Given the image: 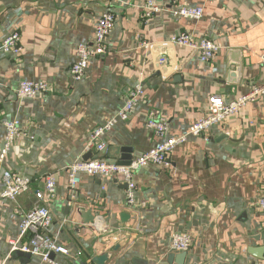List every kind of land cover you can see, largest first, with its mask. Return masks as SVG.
<instances>
[{
  "label": "crops",
  "instance_id": "1",
  "mask_svg": "<svg viewBox=\"0 0 264 264\" xmlns=\"http://www.w3.org/2000/svg\"><path fill=\"white\" fill-rule=\"evenodd\" d=\"M157 1L166 9L146 20V0H0V37L18 30L23 48L19 55L0 53V151L6 120L18 119L23 129L0 163V191L5 170L33 181L3 203L0 264H47L37 255L23 262L10 244L20 237L24 212L42 204L69 250L55 255L62 264H101L95 258L104 254V264H264V93L207 135L177 146L169 167H141L132 208L125 206L121 176L82 173L77 187L69 186L66 168L84 156L91 131L121 110L134 88L142 87L135 111L104 136L107 158L133 157L162 139L147 126L150 112L166 118L169 136H179L207 113L212 95L231 101L264 84V1ZM182 4L202 6V18L174 17L169 10ZM108 8L117 18L108 52L75 80L78 47L93 43ZM184 31L217 42V58L203 62L192 48L169 42ZM22 80L46 81L52 89L22 98ZM49 174L57 190L42 202L37 192ZM88 211L101 214L110 231L99 234L86 222ZM175 232L194 236L184 254L172 250Z\"/></svg>",
  "mask_w": 264,
  "mask_h": 264
},
{
  "label": "built area",
  "instance_id": "2",
  "mask_svg": "<svg viewBox=\"0 0 264 264\" xmlns=\"http://www.w3.org/2000/svg\"><path fill=\"white\" fill-rule=\"evenodd\" d=\"M214 2L215 0H206ZM264 1V0H260ZM144 9L146 20H149L155 13L164 11L166 8L157 0H146ZM174 17L191 18L198 20L202 18L204 8L182 4L169 10ZM116 15L111 8H108L97 19L95 24V38L93 43H82L78 47V59L71 67V74L75 80H80L84 76L90 61L93 58L102 56L108 52L107 39L111 35L116 25ZM170 43L183 45L192 48L199 55L203 62H211L217 58L220 46L214 40L204 37L195 38L189 32H181L170 37ZM148 44V43H147ZM22 39L18 30H13L9 34L0 37V53L8 55H19L22 52ZM264 63V53L262 54ZM165 60H161L164 62ZM51 85L46 81L22 80L17 88V94L22 98H34L44 95L51 90ZM264 93V84L254 87L249 92L227 101L221 94L211 96L208 111L205 115L193 122L187 130L179 136H169V123L155 112H150L147 118V126L156 137L162 138L148 151L135 155L129 164L110 163L105 156L109 146L104 136L110 132L118 120H128L140 102L142 87L138 86L130 91L124 107L119 110L106 123L97 126L90 134L84 153H92L91 158L85 159L84 156L66 169L69 177L70 188L75 189L81 182V174L86 173L103 178L121 176L127 183L126 207L132 208L136 201L137 171L147 165L156 164L169 167L171 165L170 156L175 148L184 144L190 136L207 135L214 127L225 122L228 118L239 113L249 103L254 102L260 94ZM6 138L3 148L0 151V163L4 162L11 146L22 134V126L18 119L6 120ZM110 152V151H109ZM110 157V154H109ZM5 188L0 191V211L6 200H13L28 192L32 186V178L23 176L11 170L3 173ZM57 181L54 175L49 174L44 178V190H38L37 196L40 201L46 197L56 194ZM70 203L72 201L70 200ZM259 208L264 211V196L259 198ZM54 216L46 204L36 205L32 209L24 212L20 223V237L10 241L11 250L37 255L47 264H62L55 258H51V253L68 254L69 250L59 240L58 233L52 229ZM93 225L99 234H106L110 231L108 223L104 221L101 214L94 217ZM26 237L27 240L22 242ZM194 236L190 232H175L172 236V250L182 253L187 252L193 245Z\"/></svg>",
  "mask_w": 264,
  "mask_h": 264
},
{
  "label": "water",
  "instance_id": "3",
  "mask_svg": "<svg viewBox=\"0 0 264 264\" xmlns=\"http://www.w3.org/2000/svg\"><path fill=\"white\" fill-rule=\"evenodd\" d=\"M122 149H124V148H122ZM124 151H132V148H125ZM90 156H91V153H87V154L84 155V158L88 159V158H90ZM131 159H132L131 154H128V155L124 156V158H122L121 160H117L115 158H111L109 161L112 162V163L129 164ZM94 217L95 216L92 213V211H88L86 222L93 221ZM182 253L184 254L186 252H182ZM16 255L17 256H21L23 258V262H24V260L29 259L32 256L30 253L22 252L20 250L16 251ZM55 255L56 254L54 252H52L51 253V258H55ZM95 260L99 261L101 264H104L108 260V255L104 254L102 256H98V257L95 258Z\"/></svg>",
  "mask_w": 264,
  "mask_h": 264
},
{
  "label": "rangeland",
  "instance_id": "4",
  "mask_svg": "<svg viewBox=\"0 0 264 264\" xmlns=\"http://www.w3.org/2000/svg\"><path fill=\"white\" fill-rule=\"evenodd\" d=\"M93 130H94V129H93ZM93 130H92V131H93ZM92 131H91V132H92ZM90 134H91V133H90ZM109 150H111L110 147H109ZM85 154H87V153H85ZM85 154H84V155H85ZM92 156H93V154L91 153L90 158H91ZM111 157H112V155L110 154L109 160L111 159ZM133 157H134V156H133ZM133 157H132V158H133ZM130 161H131V160H130ZM110 163H112V162H110ZM114 164H122V163H114ZM136 176H137V174H136ZM98 177H99V176H98ZM101 178H103V177H101ZM136 181H137V180H136ZM124 182H125V181H124ZM125 184L127 185L126 182H125ZM69 186H70V183H69ZM127 187H128V185H127ZM137 187H138V185H137ZM135 202H136V201H135ZM125 206H126V198H125ZM93 221H94V220H93ZM93 221H92V222H93ZM92 222H91V223H92ZM17 251H18V250H17ZM20 251H21V250H20ZM22 252H23V251H22ZM26 253H27V252H26ZM31 255H32V254H31Z\"/></svg>",
  "mask_w": 264,
  "mask_h": 264
}]
</instances>
